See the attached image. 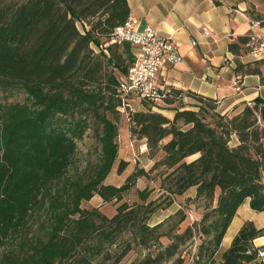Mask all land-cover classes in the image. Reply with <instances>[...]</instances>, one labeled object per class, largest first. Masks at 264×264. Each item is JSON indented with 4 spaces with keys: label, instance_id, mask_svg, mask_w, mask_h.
I'll return each mask as SVG.
<instances>
[{
    "label": "trees",
    "instance_id": "1",
    "mask_svg": "<svg viewBox=\"0 0 264 264\" xmlns=\"http://www.w3.org/2000/svg\"><path fill=\"white\" fill-rule=\"evenodd\" d=\"M128 15L127 0H0V264H120L131 252L129 264H184L180 248L197 233L204 238L193 264H250L264 248L253 243L264 227L248 220L214 259L246 199L252 210H264L260 97L221 114L216 99L186 91L196 109L177 106L171 119L145 100V111L125 106L129 133L145 139L153 164L135 167L120 185L105 182L118 154L119 78L133 54L128 43L121 51L103 45ZM228 47L236 52L235 43ZM237 70L260 73L240 63ZM17 92L24 100L9 102ZM178 94L171 90L164 102ZM88 132L97 158L81 166L77 142ZM127 163L118 160L117 172ZM155 170L159 197L150 198L146 185L135 188L132 202L123 200L137 179L149 181ZM191 187L206 209L198 221L183 227L181 207L149 223ZM94 195L119 203L114 214L82 206Z\"/></svg>",
    "mask_w": 264,
    "mask_h": 264
},
{
    "label": "crops",
    "instance_id": "2",
    "mask_svg": "<svg viewBox=\"0 0 264 264\" xmlns=\"http://www.w3.org/2000/svg\"><path fill=\"white\" fill-rule=\"evenodd\" d=\"M127 4L128 16L136 20L138 28L150 25L160 34L174 38L179 43L182 55L179 63L163 67L156 78L164 89L170 92L180 91L181 94L175 96L169 104L162 102L151 106L152 110L171 119L177 106L196 109L195 101L184 94L186 91L216 99L217 111L221 114L236 113L245 102L252 103L256 97L264 100V49L258 57L249 52V35L252 31L264 35V0H127ZM229 8L234 11H229ZM248 19L260 20L261 25L251 29ZM203 28L208 29V36L203 34ZM242 38L246 41L240 42ZM190 40L196 41V44L190 45ZM230 43L236 44V52L229 49ZM130 51L133 54L134 48L131 45ZM238 63L244 67L257 68L260 73L237 70ZM128 107L135 111L148 109L143 100L133 97L129 98ZM120 129L121 127L118 128L117 160L129 162L122 155L130 150L129 146L121 142L122 134L135 140L138 151L141 144H146L145 139L132 137L128 123L122 134ZM139 154L147 160L142 167L148 170L153 160L149 158L147 150L139 151ZM115 164L116 162L113 167ZM108 175L106 183H110L106 181ZM248 201L246 199L238 207L221 240L220 249L224 250L230 245L244 221H252L257 228L264 227V210H252ZM95 207L101 208V205ZM253 243L255 246L264 245V236L256 238ZM250 264L264 262L253 260Z\"/></svg>",
    "mask_w": 264,
    "mask_h": 264
},
{
    "label": "built area",
    "instance_id": "3",
    "mask_svg": "<svg viewBox=\"0 0 264 264\" xmlns=\"http://www.w3.org/2000/svg\"><path fill=\"white\" fill-rule=\"evenodd\" d=\"M233 12V8H229ZM251 29L261 25L257 19H248ZM203 34L209 35L207 28H203ZM108 43L121 45L128 43L134 48L133 60L129 65L125 75L119 78V91L123 96V105L120 111L124 112V107L128 106L129 98H137L151 102L153 105L164 102L169 95L168 90L161 87L157 81L158 72L168 65H175L182 59L179 51V43L172 37L160 34L150 25L138 28L133 17L127 19L116 26L110 34ZM190 45H195L196 41L190 40ZM249 52L258 57L260 51L264 49V35L252 33L249 35ZM236 83V81H235ZM147 150L146 144H141L140 152ZM257 261L264 262V248L257 249Z\"/></svg>",
    "mask_w": 264,
    "mask_h": 264
},
{
    "label": "rangeland",
    "instance_id": "4",
    "mask_svg": "<svg viewBox=\"0 0 264 264\" xmlns=\"http://www.w3.org/2000/svg\"><path fill=\"white\" fill-rule=\"evenodd\" d=\"M77 26L80 30H82L79 23H77ZM93 47L96 49V51H98L99 48H97V46L93 45ZM122 48H123V45L121 44L119 46L118 50L121 51ZM104 52L109 53V51L107 49H105ZM126 55H127V57H129L128 53ZM127 60H129V58L126 59L125 55H123V62L126 63ZM116 73H118L117 70H116ZM3 97H4L3 93L0 92V101L4 100ZM24 97L25 96H24L23 92H17L14 95L9 96L7 100L9 102H22L24 100ZM126 123H127V119H126V114L124 111V112H121V117H120V122H119V127H121V129H120L121 134L123 133V128L126 127ZM122 136L123 137L121 138V142L124 143V145H127L130 147V150L128 152H125L122 155L126 159H129V162L127 163V165L125 166L123 171L118 173L117 172L118 160L116 161L115 166L113 167L112 171L110 172V174L108 175V178L106 180L112 184L116 183L115 185L122 184L124 182L126 176H128L135 169V167H142V165L147 162V160H145L143 158L144 156L139 154V151L137 150L138 146H137L135 140H133V139L130 140L126 134H124V135L122 134ZM235 142H236L235 138L232 137L230 143L234 144ZM96 145H97V143H96L95 139L92 137L91 133L88 132L82 140H79L77 142V152H76L75 163L79 164L81 166H83L85 164L86 160H88L89 163H94L96 161V158H97ZM158 156H159V154L156 155V158ZM195 157L196 156L188 157L187 160L188 161L192 160ZM148 165L146 167H149ZM156 171H158V170H155L154 172H152L150 174V177H152V179H150L149 181L137 179L136 184L133 187L132 191L129 194L125 195L123 200H126L129 203L132 202L135 199V194H134L135 188L137 187V188L141 189V188H144L146 185H148L149 188L153 189V191L150 195V198L154 199V198L159 197L161 195V193L163 192V189L160 187V179L156 175ZM194 190H195V188L191 187L182 195L174 196L173 202L170 205H168L164 208H159L158 210H156L152 214V216L149 219V223L152 224V223L157 222L161 217L165 216L166 214H169L178 206H179L178 208L182 207V209L185 211V213L187 215V218L185 219V221L182 224L183 227L187 224H191L193 221H198L206 209H205V205L201 199H194ZM217 193H218V191H217ZM161 199H163V197ZM98 204L101 205L100 209L104 214H106L107 216H111L114 214L115 208L119 203H115L114 201L105 203L102 201L101 198L98 197V195H94V197L91 198L90 200L84 201L82 203V206L92 207V206H95ZM161 207H163V206H161ZM34 223H36V222H34ZM34 223H31V224H34ZM203 238H204L203 236H200V234L197 233L194 236V238H192V240H190L189 242H187L184 246H182L180 248V254L184 258V264H193V260L195 259L197 247ZM221 251H222V249H220L219 252L214 256V259L216 261L220 260V252ZM135 256H136V254L134 252L129 253L126 257H124L123 261L120 264H129L130 261ZM204 258H205V255H204ZM204 258H203V260H204Z\"/></svg>",
    "mask_w": 264,
    "mask_h": 264
}]
</instances>
